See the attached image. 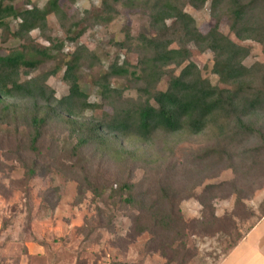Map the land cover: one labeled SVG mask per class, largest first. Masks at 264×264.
<instances>
[{"label":"rangeland","instance_id":"obj_1","mask_svg":"<svg viewBox=\"0 0 264 264\" xmlns=\"http://www.w3.org/2000/svg\"><path fill=\"white\" fill-rule=\"evenodd\" d=\"M102 1L76 0L74 5L63 1L62 5L71 15L83 19L87 12L96 15ZM47 2L16 0L15 7L25 10L35 5L44 7ZM210 4L211 0L203 11L189 6L185 9L204 34L215 22ZM117 10L109 26L92 22L80 40L101 56L94 69H84L80 75L91 103L102 104L92 74L107 69L118 55L121 63L135 66L138 62L135 54L115 51L113 40L123 41L125 28L131 29L134 37L151 32L147 14L121 4ZM10 23L12 33L16 32L19 21ZM48 24L46 36L62 41L65 33L56 16H49ZM221 31L234 39L227 20L221 23ZM31 36L32 41L26 42L0 29V56L32 44L50 46L40 31ZM242 44L252 49L247 66L264 64V46L254 41ZM75 48L67 44L64 54ZM191 50L192 61L204 77L225 87L213 75V54L201 53L195 46ZM42 62L22 79L38 76L54 66L53 62ZM63 76L64 71L48 81L59 99L69 91ZM168 82V78L163 79L159 89L166 91ZM114 85L120 87L123 81H115ZM125 96L139 97L136 90H129ZM86 116L99 118L101 111H88ZM8 127L0 125V264H183L188 255L191 257L186 264H221L235 241L245 238L264 218V141L260 138L222 146L223 139L212 133L176 138L160 135L147 152L139 143L125 142V150L135 155L119 158L90 146L84 152L83 173L73 169L63 156L62 144L69 131L64 126L50 125L40 145L38 175L27 183L21 161L30 164L34 157L27 151L26 138L22 139V151L15 137L6 133ZM125 182L133 184L136 196L145 197L149 206L156 204L170 210L180 225L162 231L156 227L155 215L123 203L124 197L115 191ZM239 197L245 207H238ZM140 219L141 226H149L142 235L137 234L136 221ZM256 239L253 237L250 245ZM257 261L264 264L263 259ZM238 264L255 262L244 256Z\"/></svg>","mask_w":264,"mask_h":264},{"label":"trees","instance_id":"obj_2","mask_svg":"<svg viewBox=\"0 0 264 264\" xmlns=\"http://www.w3.org/2000/svg\"><path fill=\"white\" fill-rule=\"evenodd\" d=\"M63 1L76 3L48 0L44 7L18 10L16 0H0L2 33L30 42L31 34L40 31L50 43L49 47L32 44L9 56H0V125L9 126L6 133L15 137L22 151V139L26 138L27 151L34 157L30 164L21 161L27 183L38 175L40 145L50 125L64 126L69 131L62 144L63 156L73 169L83 173L84 152L90 146L118 157L135 155L125 150V142L139 143L147 152L160 135L176 138L212 133L223 139L222 146L242 144L251 138L264 141V64L247 66L252 49L242 44L254 41L264 46V0H211L215 22L205 34L185 9L189 6L203 11L209 0H103L96 15L87 12L83 19L71 15ZM120 4L147 14L151 32L134 37L131 29L125 28L124 40H113L115 51L135 54L138 62L135 66L121 63L118 55L107 69L96 75L91 73L102 104L91 103L80 75L84 69H94L101 56L80 44V40L92 22L109 26ZM51 15L56 16L65 33L62 41L46 36ZM12 20L19 21L14 33ZM223 20H227L234 39L221 31ZM67 44L76 45L68 55L64 54ZM191 46L201 53L213 54V75L225 87L204 77L192 61ZM45 60L54 63L50 70L22 79ZM62 71L69 91L59 99L48 81ZM165 78L168 88L162 91L159 85ZM115 81H123V85L115 86ZM129 90H136L139 97L127 98L125 93ZM97 110L101 117L86 116L88 111ZM115 192L124 197L123 203L155 215L160 230L171 231L180 225L170 210L156 204L149 206L145 197H137L133 184L122 183ZM237 205L245 207L240 197ZM142 222L136 221L138 235L149 231V226H141ZM243 239L235 241L232 248ZM184 250L188 252L186 246ZM190 257H185L183 264Z\"/></svg>","mask_w":264,"mask_h":264},{"label":"crops","instance_id":"obj_3","mask_svg":"<svg viewBox=\"0 0 264 264\" xmlns=\"http://www.w3.org/2000/svg\"><path fill=\"white\" fill-rule=\"evenodd\" d=\"M253 237L257 239L250 245V241ZM263 240L264 218L259 221L256 227L239 243V245L235 249L231 251L228 257L221 264H238L242 261L244 256H247L248 259H252L253 262L257 264V259L264 260V243L262 244ZM29 253L32 254L30 249Z\"/></svg>","mask_w":264,"mask_h":264}]
</instances>
